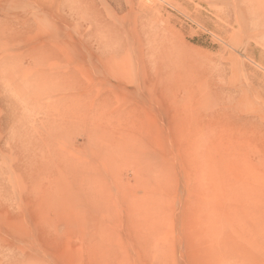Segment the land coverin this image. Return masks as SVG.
Masks as SVG:
<instances>
[{
	"label": "rangeland",
	"instance_id": "1",
	"mask_svg": "<svg viewBox=\"0 0 264 264\" xmlns=\"http://www.w3.org/2000/svg\"><path fill=\"white\" fill-rule=\"evenodd\" d=\"M0 264H264V0H0Z\"/></svg>",
	"mask_w": 264,
	"mask_h": 264
},
{
	"label": "bare ground",
	"instance_id": "2",
	"mask_svg": "<svg viewBox=\"0 0 264 264\" xmlns=\"http://www.w3.org/2000/svg\"><path fill=\"white\" fill-rule=\"evenodd\" d=\"M148 213V212H147Z\"/></svg>",
	"mask_w": 264,
	"mask_h": 264
}]
</instances>
